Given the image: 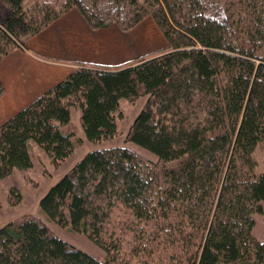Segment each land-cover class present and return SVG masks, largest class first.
Masks as SVG:
<instances>
[{"label":"trees","instance_id":"obj_1","mask_svg":"<svg viewBox=\"0 0 264 264\" xmlns=\"http://www.w3.org/2000/svg\"><path fill=\"white\" fill-rule=\"evenodd\" d=\"M3 3L0 61L72 8L92 29L129 31L152 17L168 45L118 66L82 64L0 126L6 178L32 167L30 140L56 165L83 143L62 130L74 106L86 139L99 143L116 137L120 101L146 96L126 141L157 157L124 146L90 151L40 200L103 259L25 215L0 229V264H264L254 235L264 202L254 156L264 142V0Z\"/></svg>","mask_w":264,"mask_h":264},{"label":"crops","instance_id":"obj_2","mask_svg":"<svg viewBox=\"0 0 264 264\" xmlns=\"http://www.w3.org/2000/svg\"><path fill=\"white\" fill-rule=\"evenodd\" d=\"M149 18L129 31L116 23L92 29L81 12L72 8L30 37L24 48L0 61L5 90L0 98V126L82 64L118 66L167 47L160 28Z\"/></svg>","mask_w":264,"mask_h":264},{"label":"rangeland","instance_id":"obj_3","mask_svg":"<svg viewBox=\"0 0 264 264\" xmlns=\"http://www.w3.org/2000/svg\"><path fill=\"white\" fill-rule=\"evenodd\" d=\"M6 13L5 4L3 0H0V16ZM149 20L156 25L152 17ZM261 56L264 57V50ZM146 100V96L138 98L135 102L122 99L119 111L116 113L118 130L116 137L99 143H92L86 139L80 120L81 108L74 106L71 110L70 121L67 125L62 126V130L73 133L75 137L82 138L83 143L77 146L73 153L58 165L54 164L51 157L41 146L30 140L28 150L32 160V167L23 171L15 169L10 176L0 178V229L10 221L25 215H35L46 222L60 239L95 258L103 259L104 251L85 234L76 233L53 222L41 209L40 200L51 187L58 183L90 151L113 146H124L141 153L149 159L156 160V155L149 150L133 142L126 141L127 132L145 105ZM254 156L258 164L257 173L264 176V142L258 146ZM18 196H21V201L17 204ZM254 218V235L260 241H264V202L263 212L254 215Z\"/></svg>","mask_w":264,"mask_h":264}]
</instances>
